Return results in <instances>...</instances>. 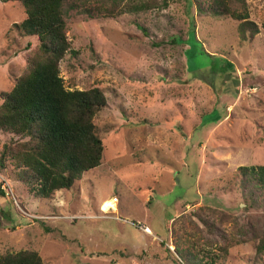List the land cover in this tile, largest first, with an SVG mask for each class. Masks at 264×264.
<instances>
[{
  "label": "rangeland",
  "instance_id": "obj_1",
  "mask_svg": "<svg viewBox=\"0 0 264 264\" xmlns=\"http://www.w3.org/2000/svg\"><path fill=\"white\" fill-rule=\"evenodd\" d=\"M156 2L166 7L116 18L64 6L74 53L59 77L66 89L98 88L106 98L93 118L101 163L69 191L37 199L12 161L0 160V255L189 264L188 253L196 264H264V194L245 208L249 187L237 175L264 166V0H244L254 36L251 26L199 12L206 0ZM24 19L22 6L0 2V105L37 52V40L14 28ZM13 142L21 141L0 132V156ZM138 222L157 239L130 225Z\"/></svg>",
  "mask_w": 264,
  "mask_h": 264
},
{
  "label": "trees",
  "instance_id": "obj_2",
  "mask_svg": "<svg viewBox=\"0 0 264 264\" xmlns=\"http://www.w3.org/2000/svg\"><path fill=\"white\" fill-rule=\"evenodd\" d=\"M90 1L96 4L91 6ZM23 7L25 19L14 28L23 37L35 38L37 52L30 59L26 72L14 87L1 95L0 132L17 137L21 142L3 146L1 164L9 159L18 169L17 179L37 199H51L58 191H69L83 174L100 166L104 147L93 124V118L107 106L98 88L69 90L59 77V66L71 50L66 32V10L81 9L87 15L116 18L125 14L146 13L166 7L156 0H0ZM191 2V1H190ZM240 5L237 12L232 6ZM199 12L213 17H229L251 26L252 36L258 33L248 21L244 0H206ZM199 6H201L199 4ZM192 33H194L192 31ZM24 140V141H23ZM2 167V165L0 166ZM245 208L254 207L264 194V166L239 167ZM260 191L256 196L255 191ZM0 196L4 194L0 190ZM248 203V204H247ZM264 207V199L259 203ZM178 249V248H177ZM176 249V250H177ZM228 246H222L225 251ZM264 251V242L257 246ZM207 254V253H206ZM211 254V253H208ZM208 255L207 258H209ZM189 264L195 256L185 255ZM206 261L204 264H212ZM0 264H44L34 251L9 252L0 255Z\"/></svg>",
  "mask_w": 264,
  "mask_h": 264
},
{
  "label": "built area",
  "instance_id": "obj_3",
  "mask_svg": "<svg viewBox=\"0 0 264 264\" xmlns=\"http://www.w3.org/2000/svg\"><path fill=\"white\" fill-rule=\"evenodd\" d=\"M112 200H114V205H116L117 204V199H112ZM112 210H108L107 212H104L105 214L106 213H109V212H111ZM130 225H132L133 227H135L138 231H140L142 234H144V235H147V236H152L153 238H154V240H156L157 238L155 237V236H153L152 235V233H151V231H150V229L146 226V225H144L143 223H136V224H130Z\"/></svg>",
  "mask_w": 264,
  "mask_h": 264
},
{
  "label": "crops",
  "instance_id": "obj_4",
  "mask_svg": "<svg viewBox=\"0 0 264 264\" xmlns=\"http://www.w3.org/2000/svg\"><path fill=\"white\" fill-rule=\"evenodd\" d=\"M111 201H112V206H113V205H114V204H113L114 200H111Z\"/></svg>",
  "mask_w": 264,
  "mask_h": 264
}]
</instances>
